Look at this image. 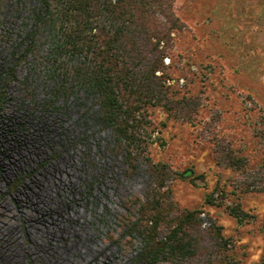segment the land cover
Returning a JSON list of instances; mask_svg holds the SVG:
<instances>
[{"label":"rangeland","instance_id":"obj_1","mask_svg":"<svg viewBox=\"0 0 264 264\" xmlns=\"http://www.w3.org/2000/svg\"><path fill=\"white\" fill-rule=\"evenodd\" d=\"M173 1L182 29L172 36L165 77L173 98H189L195 113L188 122L148 108L146 153L168 170L172 212H202L204 255L183 264L212 262L211 225L227 259L264 264V192L252 189L255 181L260 188L264 170V0ZM37 6L0 3V264H83L90 245L99 251L97 264H135L141 243L122 225L130 203L152 182L149 162L129 170L99 119L97 97L69 82L62 88L47 61L55 40L49 33L31 39ZM223 147L246 169L218 165L215 152ZM188 170L192 180L181 177ZM59 180L75 188L82 230L74 244L61 221ZM211 194L221 207L206 204ZM237 204L247 214L242 223L225 209Z\"/></svg>","mask_w":264,"mask_h":264},{"label":"trees","instance_id":"obj_2","mask_svg":"<svg viewBox=\"0 0 264 264\" xmlns=\"http://www.w3.org/2000/svg\"><path fill=\"white\" fill-rule=\"evenodd\" d=\"M3 1L8 0L0 3ZM33 1L38 6L31 14V39L36 42L43 33L51 34L56 42L52 58L47 60L52 71L61 75L62 88L69 82L97 97L99 119L112 131L113 148L129 170H135L139 161L149 162L148 108L162 109L168 119L192 121L194 103L185 97L173 98L165 77L164 60L172 48V36L182 29L173 12V0ZM77 58L79 65L71 64ZM4 100V91L0 90V109ZM215 154L218 165L236 171L246 167L243 158L228 148H218ZM263 171L260 170V188L256 181L252 182V189L260 192H264ZM167 172L165 165L149 162L152 182L142 199H133L123 218L124 233L138 237L141 243L135 264H183L204 255L198 218L202 212H172L170 194L165 191ZM193 175L188 170L181 177L192 180ZM194 179L203 181L202 176ZM205 201L210 206L223 205L213 194ZM225 209L239 223L247 217L238 204ZM211 227L208 232L209 236L213 234L216 254H210L214 257L210 264H234L217 242H222L219 228Z\"/></svg>","mask_w":264,"mask_h":264},{"label":"bare ground","instance_id":"obj_3","mask_svg":"<svg viewBox=\"0 0 264 264\" xmlns=\"http://www.w3.org/2000/svg\"><path fill=\"white\" fill-rule=\"evenodd\" d=\"M59 183L64 186L58 195L63 206V217L61 218V221L74 237L73 240H69L67 243L74 244L77 242L75 237H77L79 232L82 230V221L80 219L79 212L75 208L74 204H72L74 201L73 192L75 188L66 181L59 180ZM89 249L91 251V256L86 258L83 264H97L99 251L91 245L89 246Z\"/></svg>","mask_w":264,"mask_h":264}]
</instances>
